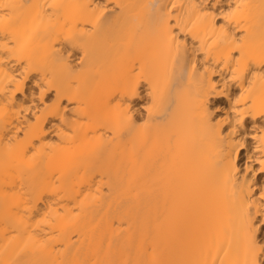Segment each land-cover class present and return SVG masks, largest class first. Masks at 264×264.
Listing matches in <instances>:
<instances>
[{
	"label": "bare ground",
	"instance_id": "obj_1",
	"mask_svg": "<svg viewBox=\"0 0 264 264\" xmlns=\"http://www.w3.org/2000/svg\"><path fill=\"white\" fill-rule=\"evenodd\" d=\"M0 264H264V0H0Z\"/></svg>",
	"mask_w": 264,
	"mask_h": 264
}]
</instances>
